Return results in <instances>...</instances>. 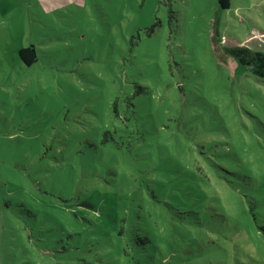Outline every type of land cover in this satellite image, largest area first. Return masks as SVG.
<instances>
[{"label": "rangeland", "instance_id": "obj_1", "mask_svg": "<svg viewBox=\"0 0 264 264\" xmlns=\"http://www.w3.org/2000/svg\"><path fill=\"white\" fill-rule=\"evenodd\" d=\"M257 53L264 0H0V264L111 263L147 217L119 264H264Z\"/></svg>", "mask_w": 264, "mask_h": 264}, {"label": "trees", "instance_id": "obj_2", "mask_svg": "<svg viewBox=\"0 0 264 264\" xmlns=\"http://www.w3.org/2000/svg\"><path fill=\"white\" fill-rule=\"evenodd\" d=\"M220 9L228 10L231 8L232 0H217ZM218 35V31H216ZM232 53L233 50L228 49ZM257 56H263L262 60L264 62V54L257 53ZM19 58L20 60L27 66L31 67L35 63L38 62V49L35 45H30L28 47H23L19 50ZM261 60V61H262ZM128 105L131 107L133 104L131 103V99L126 100ZM112 110L114 116L116 118H121L120 115V100L117 98L113 105ZM165 194L161 192V194H153L150 200H146L145 203L148 205L151 204H163V199ZM127 218H124L117 222V227L114 232V239L115 241L112 244L113 254L115 255L116 259L113 262H105V264H119L118 257L123 256L129 262L134 263L135 261V254L139 253L142 254L140 256L153 254L155 252L156 246L150 240L148 235V230L153 226V221L147 217L143 224H139L133 221L130 222V225L127 226ZM133 224V225H132ZM143 229V230H142ZM264 231V226L262 227ZM151 247V248H149ZM132 257V258H131Z\"/></svg>", "mask_w": 264, "mask_h": 264}]
</instances>
